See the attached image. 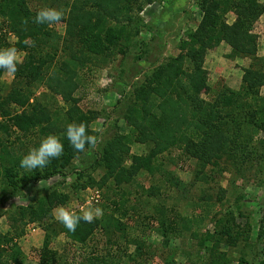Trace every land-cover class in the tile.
<instances>
[{
    "label": "rangeland",
    "instance_id": "1",
    "mask_svg": "<svg viewBox=\"0 0 264 264\" xmlns=\"http://www.w3.org/2000/svg\"><path fill=\"white\" fill-rule=\"evenodd\" d=\"M74 1L27 0L31 10L48 7L63 12L60 22L42 24L50 36L43 49L54 50L52 66L68 68L71 81L57 93L48 88L47 74L24 83L14 81V76L2 70L0 102L5 105L1 109L7 115L8 143L18 145L19 131L13 125L16 117L18 123L27 127L28 135L19 136L26 151L21 157L50 134L59 137L65 148L71 147L65 136L70 123L83 122L96 143L86 144L83 152L73 148L75 154L61 172L31 183L21 194L11 197L0 217V233L11 224L8 211H29L42 195L57 190L68 198L64 206L78 215L99 208L101 212L94 215V221L102 217L104 207L110 213L111 201L121 202L120 212L113 214L117 219H110V223L113 228L119 227L116 232L126 240L122 242L117 236L119 249L114 251L106 240L109 235L98 230L89 234L84 244L63 233L55 250L60 264L70 259L76 264L82 255H105L107 251L111 252L112 264H257L264 259V8L249 30L255 37L253 54L232 55L231 47L223 40L206 49L202 64L206 83L199 94V99L209 104L217 97L235 99V106L229 104L221 110V115L226 112L234 118L238 116L234 107L249 102L245 103L248 116L243 119L253 118L259 123L258 130H250L253 125L248 127L254 146L229 155L224 145L214 147L212 152L206 147L191 149L189 155L171 149L170 153L154 157L147 169L131 159L132 155L144 158L149 146L132 142L133 128L123 118L131 102L126 95L160 63L177 55L180 41L197 30L203 14L200 0H77L84 6L88 24L94 25L86 37L79 38L67 23ZM218 1V17L212 27L221 22L232 24L237 17L235 1ZM256 1L264 6V0ZM109 10L115 16H110ZM6 21L0 16V27ZM7 41L15 47L18 38L9 31ZM82 42H86L85 46H81ZM15 48L22 62L26 52ZM247 69L258 73V78L250 73L245 80ZM254 81L255 87H249ZM18 87L21 91L12 96V90ZM200 114L196 109L194 115ZM222 126L212 132L210 139L213 134L218 137ZM115 134L124 135L129 141L130 152L122 166L129 172V182L116 187L108 179L104 186L96 182L83 186L89 178L97 181L101 175H108L105 165L97 167L95 163ZM204 155L207 158L203 159ZM56 159L54 162L63 161V154ZM83 174L86 178H81ZM94 190L102 196L98 203L89 200ZM151 190L152 197L147 195ZM29 223L25 221L24 227ZM169 225H173L174 232L169 233ZM12 232L9 229L4 233Z\"/></svg>",
    "mask_w": 264,
    "mask_h": 264
},
{
    "label": "trees",
    "instance_id": "2",
    "mask_svg": "<svg viewBox=\"0 0 264 264\" xmlns=\"http://www.w3.org/2000/svg\"><path fill=\"white\" fill-rule=\"evenodd\" d=\"M234 1L237 15L235 21L232 24L221 22L217 27H212V21L217 20L218 17L217 11L220 2L218 0H200L199 7L203 14L197 30L189 33L187 38L180 41L177 46V55L160 63L151 75L145 77L144 82L135 85L126 95L131 102L127 106L123 118L133 128L134 139L132 142L145 143L149 146L148 154L144 158L131 156V159L140 167L149 169L154 157L165 152L170 153L171 149H177L182 154L189 155L193 152L191 149L206 147L212 152L214 147L218 148L216 146L224 145L229 155L230 153L234 154L235 151L243 152L246 148L254 146L248 127L253 125L250 130H258L259 123H255L253 118L247 121L243 119L244 116H248L245 108L247 101L238 103L234 107L238 112V116L234 118L235 116L226 112L221 115V110H224L227 105L231 104L232 107L236 105L235 99L232 97H217L211 104L199 99V94L206 83V72L202 64L207 48H212L223 40L231 47L232 55L255 52V37L249 33V30L259 14L262 13L264 6L257 3L256 0ZM83 8L82 3L78 4L75 0L70 5L69 19L67 20L68 26L72 27L78 38L91 32L94 28L93 24H88L87 13ZM109 11L110 16H115L112 14V10ZM37 12L30 9L27 0H0V16L7 20L5 24L2 23L0 29L5 28L7 32H13L18 38L14 46L26 52L23 61L17 66L13 80H24V83H28L29 80L42 79L43 75L47 74L48 88L60 93L63 91L64 84L71 81L72 75L69 74L68 68L65 66H52V60L55 57L54 50L45 52L43 49L48 44L49 31L45 30L42 24L35 22ZM7 32H0V49L11 47L7 41ZM85 44L86 42H82L81 46H85ZM196 45H198L197 48ZM250 73L258 78V73L247 69L245 80L246 75L248 76ZM256 84L255 81L250 82L249 87L253 88ZM20 91L19 87L13 89L12 96H16ZM4 105V101H1L0 114L3 116V121L0 123V169L3 172V177L0 178V217L5 214L4 208L11 197L21 194L29 184L46 180L61 172V168H65L69 164L71 156L75 154L72 146L64 147L63 161L60 163H57L58 160L53 158L48 164L49 167L47 165L41 171L21 168L20 160L23 157L21 155L26 151L23 149L25 148L22 143L23 139L19 136L28 135V133L25 134L27 127L18 123V117H16L13 125L19 131L16 136L18 145L13 146L10 142L8 143L10 130L5 122L7 115L1 109ZM196 109H199L201 113L199 116L194 115ZM254 112L255 110H251V113ZM8 118L10 117L8 116ZM222 124L218 137L217 134H213L214 138L210 139L212 132L217 131ZM226 129L227 131H224ZM129 146V141L124 135L115 134L110 141L106 142L102 148L101 158L95 163L97 167L105 165L108 175L106 177L101 175L97 181L89 178L83 186L92 185L94 182L104 186V182L108 179H112L116 187L121 182H129V172L124 171L122 167L130 152ZM205 158H207L206 155L203 156V159ZM54 160L56 161L54 162ZM84 175L81 178H86ZM171 183L175 184L172 181ZM114 195L115 193L112 194V196ZM147 195L152 197L153 190L149 191ZM121 196L123 197V193ZM67 201L66 195L58 193L57 190H49L39 198L36 205L29 208V211L26 208L8 211L7 217L11 222L9 226L13 232L10 235L9 233H0V264L3 262L22 264L23 253L15 238L23 230L25 221L28 223L38 222L45 231L43 246L37 250L38 264H60L56 259L57 252L49 248L51 237L60 233L72 237L73 241L85 243L88 235L98 230L102 234L109 235L106 240L108 243H112V250L119 249L116 248L118 243L116 237L124 240V236L116 232L119 227L113 228L110 219L113 221L117 219L113 214L120 212L121 202L120 204L118 200L111 201L112 208H108L109 214L106 213L104 207L103 215L97 221H83L74 232H69L62 223L54 218L52 212L54 207L65 205ZM28 214L31 215L30 218H26ZM170 231L174 232L173 225H169V233ZM111 235L115 236L112 238ZM106 254L108 257L105 256ZM105 255H95V253L82 255L81 259L75 261L76 264H112L113 261H110L111 252L107 251ZM63 264L75 263L73 259H70ZM257 264H264V259H259Z\"/></svg>",
    "mask_w": 264,
    "mask_h": 264
},
{
    "label": "clouds",
    "instance_id": "3",
    "mask_svg": "<svg viewBox=\"0 0 264 264\" xmlns=\"http://www.w3.org/2000/svg\"><path fill=\"white\" fill-rule=\"evenodd\" d=\"M63 12L53 8H42L35 16L37 24H55L62 20ZM21 62V56L15 47L0 49V69L8 76H14L17 72V66ZM65 136L70 145L77 151L83 152L85 145L93 146L96 138L89 135L86 125L70 123L65 132ZM64 151V145L61 139L56 135H48L43 138L38 147L31 149L20 160V167L26 170L42 169L48 165L53 158H59ZM101 210L96 208L94 211L89 210L78 215L76 212L60 206L54 210V218L62 223L69 232H74L81 221L91 222L94 215L98 216Z\"/></svg>",
    "mask_w": 264,
    "mask_h": 264
},
{
    "label": "crops",
    "instance_id": "4",
    "mask_svg": "<svg viewBox=\"0 0 264 264\" xmlns=\"http://www.w3.org/2000/svg\"><path fill=\"white\" fill-rule=\"evenodd\" d=\"M85 190H83L84 192ZM59 205L53 208L52 212L57 209ZM65 207V206H64ZM67 208V207H66ZM82 208V207H81ZM10 226L6 229H2L4 232L8 231ZM2 232V233H4ZM19 236L15 238L16 243L20 246L23 253L22 264H38V255L37 250L43 246L45 240V231L43 228L36 222H31L19 232ZM63 233H60L56 236H52L49 243V248L54 251L58 249L60 245L61 237ZM58 259V257H56Z\"/></svg>",
    "mask_w": 264,
    "mask_h": 264
},
{
    "label": "built area",
    "instance_id": "5",
    "mask_svg": "<svg viewBox=\"0 0 264 264\" xmlns=\"http://www.w3.org/2000/svg\"><path fill=\"white\" fill-rule=\"evenodd\" d=\"M0 32H7L5 28L0 29ZM7 35H9V32H7ZM102 196L100 191L94 190L93 193H91L89 200H91L93 203H98L100 202Z\"/></svg>",
    "mask_w": 264,
    "mask_h": 264
}]
</instances>
